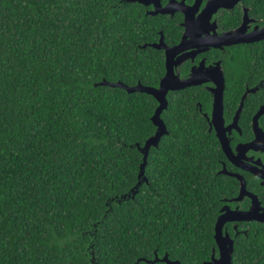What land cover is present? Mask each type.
Returning a JSON list of instances; mask_svg holds the SVG:
<instances>
[{
	"label": "trees",
	"instance_id": "trees-1",
	"mask_svg": "<svg viewBox=\"0 0 264 264\" xmlns=\"http://www.w3.org/2000/svg\"><path fill=\"white\" fill-rule=\"evenodd\" d=\"M121 1L0 0V264L209 258L221 194L236 187L207 162L215 153L193 112L204 93L168 95V135L117 202L138 182L157 103L94 85L156 87L163 54L139 47L159 30L178 37L175 18Z\"/></svg>",
	"mask_w": 264,
	"mask_h": 264
},
{
	"label": "flooded vegetation",
	"instance_id": "flooded-vegetation-1",
	"mask_svg": "<svg viewBox=\"0 0 264 264\" xmlns=\"http://www.w3.org/2000/svg\"><path fill=\"white\" fill-rule=\"evenodd\" d=\"M159 1L164 7L170 0ZM183 1L187 6L183 10L150 16L175 18L177 40L167 43L159 30L155 42L143 45L150 47L162 37L164 46L183 48L172 59V71L182 81L194 77L196 85L169 91L167 108L168 95L187 89L205 94V105L196 101L193 112L203 119L206 142L215 153L207 162L215 166L214 177L231 180L236 187L232 193L221 194L214 244L209 258L199 264H227L214 238L219 217H223L219 242L226 245V252L232 247L228 264H264V244L259 237L264 230V222L259 221L261 215L264 218V143H254L255 127L264 136V0ZM194 3L197 6L188 8ZM143 7L145 15L153 10L152 5ZM188 10L191 33L185 27ZM157 51L163 54L164 73L154 88L166 74L165 50ZM156 258L161 264H182L166 252Z\"/></svg>",
	"mask_w": 264,
	"mask_h": 264
},
{
	"label": "water",
	"instance_id": "water-1",
	"mask_svg": "<svg viewBox=\"0 0 264 264\" xmlns=\"http://www.w3.org/2000/svg\"><path fill=\"white\" fill-rule=\"evenodd\" d=\"M122 3H138L140 5L143 6H149L152 5L153 6V10L151 12H147L146 15L149 16H155L157 14H162V15H168V14H173L176 11H180L183 10V8H187V6L184 4V1L182 0L181 2H175L170 0L164 7L161 6V3L159 0H122ZM197 6L196 3H194V5L192 7H188V8H193ZM186 15V20H185V24H186V29H188V31L191 33V29L193 25H191V14H189V10L187 12H185ZM183 44V43H182ZM146 46L143 45L141 48H145ZM150 47L156 49V50H165V69H166V74L165 76L161 79V81L159 82V86L158 88H154V87H146V86H142L139 82L134 85V86H126L124 84H122L121 82H107L105 80H102L101 82L95 84V87L98 86H108L110 88H119L122 90H125L127 93L131 94V93H143L146 95L151 96L157 103V107L155 108V111L153 113V115L150 118V121L152 123V125L156 128L155 133L152 137L148 138L143 147H139L137 145V148L139 150V152L143 155L142 157V163L139 166V173H138V182L137 184L130 190L129 193H127L125 196H121V198L119 200H117V202H120L121 199H126L128 197V195L134 194L135 190L137 189V187L142 183L143 180H145L144 176H143V168L145 166V160H146V156L147 153L150 149V147H157V144L159 142V140L161 139L162 136L167 134L166 131V127L163 124L162 120L160 119V115L161 113L167 108V100H166V95L169 91H175L177 89H183L185 87H189L192 85H196V81L194 80V77H191L187 80H180L178 78L177 75H174L173 71H172V66L174 64V62L172 61L174 55L177 53L178 49H183L181 48V45L176 46V47H166L164 46L163 42H162V37L159 39V42L156 44H152L150 45ZM256 129L254 130L256 132V138L254 140L255 144H262L264 143V136L262 135V133H260V131L258 130L257 127H255ZM253 143V144H254ZM244 188H243V192H244ZM242 195V188L240 191V196ZM248 214H252V212H248ZM259 221L264 222V218L263 215L260 216ZM223 223V217H219L217 220V223L215 225V240L217 241V244L220 247V254H221V260H223L224 258L227 260V264L229 263V254L231 252V248H228V251H225L226 245L224 244H220L219 240H220V230H221V226ZM142 261H145L146 263H156L158 260L155 258L152 261H146L144 259H141Z\"/></svg>",
	"mask_w": 264,
	"mask_h": 264
}]
</instances>
